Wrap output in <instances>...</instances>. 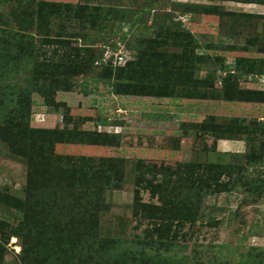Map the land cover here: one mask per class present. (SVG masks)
I'll return each mask as SVG.
<instances>
[{"label":"rangeland","instance_id":"rangeland-1","mask_svg":"<svg viewBox=\"0 0 264 264\" xmlns=\"http://www.w3.org/2000/svg\"><path fill=\"white\" fill-rule=\"evenodd\" d=\"M244 1L0 0V264H23L35 226L55 218L66 234L75 206L94 209L93 234L77 229L69 264H264V95L227 101L222 88L221 69L240 63L227 77L264 92V0ZM107 42L123 59L110 72ZM153 83L170 95L143 94ZM18 105L22 124L10 119ZM230 120L231 139H216ZM82 168L114 182L95 204L62 183Z\"/></svg>","mask_w":264,"mask_h":264},{"label":"trees","instance_id":"trees-1","mask_svg":"<svg viewBox=\"0 0 264 264\" xmlns=\"http://www.w3.org/2000/svg\"><path fill=\"white\" fill-rule=\"evenodd\" d=\"M233 1L245 3L244 0H233ZM202 7L203 8H201V9L204 13L214 12L213 7L212 8L205 7V6H202ZM198 8L200 9V6ZM130 19H131V17H130ZM125 35L126 34H123V37H125ZM123 40L124 39H121L120 42H124ZM117 49H118L117 43L107 42L100 49V55H103L104 51L106 52V50H109L111 53H114L117 51ZM198 56L201 57L200 59H203L202 56H200V55H198ZM76 57H77L79 67L83 70L87 66L86 64H88V59L83 60V58L80 56H76ZM139 61H142V62L138 63L137 68H141L140 66L144 65L143 63L148 61L145 51H142L141 60L139 59ZM111 62H112L111 59L107 60L106 62H103V64L105 65V66L104 65L103 66L105 67L107 72H110V70L112 68ZM147 63L148 62H146V65H147ZM157 63H159V62H157ZM131 64L132 63L128 62L126 64V66H124L122 68L121 67L117 68L118 72L122 71L120 74H118L119 79H121V80L123 79L122 74L125 72L123 70H125L127 67H131L130 66ZM254 65L255 64H250L249 69L247 68L246 72H249L252 74L253 72H251V71L255 70L256 73L260 74V71H258L259 68L257 69V66H254ZM227 68L228 67H225V68L223 67L221 69V72L226 74V76L223 78V84H222V88L224 89L223 90L224 99H226L227 101H242V102L258 101L259 102L261 99L260 97L262 95H264V92L263 91L260 92V91H254V90H246V89L240 88L238 86L237 82L234 80V78L229 79L227 77V74L231 72ZM241 68L242 67L240 66V63H238V65L235 67V71H233L231 73L234 75V73L241 72ZM168 74H170V72ZM142 93L143 94H149V95H155L156 97H160L161 95H168L169 96L171 91L169 90L168 86H161V85L159 86V85L153 83V84H151V86H147V87L145 86ZM185 95L187 98L200 96L197 91H196V94H193V92H192V93H187ZM1 103H2V101H1ZM11 112L13 114H15L12 118L10 117V119H12L13 121H17L21 124L24 122H27V118L29 116L28 110L26 111L25 109H23L21 105H18L17 107L15 106V108L12 109ZM8 117L9 116H6V118L9 120ZM235 120L237 123L239 122L237 119H235ZM235 120L234 121L230 120L227 123L222 122V124H219L216 126V129L214 131L208 130L207 132L211 133L213 131V132L217 133L216 139H221V138L231 139L232 135L229 132H231L232 128L230 127V125H235L234 124ZM9 122H10V120H9ZM106 124H107V122L104 121L103 125H106ZM237 125H239V123ZM215 146L216 145L214 144V150H216ZM31 176L32 175H30L27 178L28 188H26V192H27V195L32 194V196H33V189L34 188H33V184L30 182ZM114 178L117 180L118 179L120 180L119 176L118 177L115 176ZM74 180L72 182H68V181L62 182V183H65V185H66L65 187H67L68 189H71L72 193L70 192V193H68V195L74 196V194H73L74 190L75 191L77 190L80 195L85 196L87 199H89V201H94L93 204H95V202H97V200H99V196L101 195V193H103L104 189L107 187H110L114 183L112 180V177L110 175L107 176V173H105V171H101V170H97V169L88 170L86 168H82L80 173H78V177L75 178ZM116 183H118V182H116ZM31 190H32V192H31ZM65 192H68V191H65ZM29 200H30V197H29ZM159 200L164 204H168L167 198H164L163 196H161V199H159ZM197 204H198L197 201L195 202L194 200H191L185 208V209H187V213L191 212L194 208H196ZM75 207H69L68 208L69 213L72 215L70 216L69 221H71V223L69 222V224H68L69 226L64 224V226L65 227L68 226L66 228L69 229L68 232H66V234H64L63 231L60 229V225L55 218L53 221L54 223L48 222L47 224L39 225V227L35 226L36 223H34V222L27 224V225H34L35 227L33 226L34 227L33 229H35V228L36 229L34 231L33 237L28 235V237L26 236L27 237V238L25 237L26 239L23 238V240L21 242V253H22L21 260H22L23 264H69L68 263L69 261L71 263H72V260L74 261V259H75L74 256H71V254L75 251V249L72 248L73 247L72 242L75 239L74 235L77 233V229H78V232H80L84 235H87V233L89 235L93 234L90 231V228H91L90 226L92 224L90 221L91 218H87V217L92 216V213H93L92 210H94V209L90 210V208L87 206V209H89V211H86L83 213L81 211L80 212L76 211L73 214ZM80 208H85V207L82 206ZM56 209L57 208L55 207V210ZM41 214H43V213L41 211H39V214L36 217H40ZM44 214H48V213L44 212ZM86 214H88L87 217L85 216ZM42 218H41V220H42ZM25 219H26V217L23 218V220H25ZM185 219L187 220V216ZM192 219L194 220V218H192ZM41 220H40V222H41ZM84 220H85V222H84L85 224L83 223ZM44 225H47V226H46V229L43 230L42 228L45 227ZM46 230H48V231H46ZM160 232H161V229L155 230L153 232H149L150 236H148V237L150 238V241L152 243H157L158 241H160V239L162 237L160 235ZM45 233H47V234H45ZM153 233H155V235H156L155 238L152 236ZM34 237H36L35 240L32 239ZM28 238L30 240H28ZM86 241H88V240H86ZM39 242H43L46 245V248H45L46 251L41 252V250L38 248ZM64 243H67L68 246L63 247L64 245H62V244H64ZM146 243H147L146 245L150 247L149 242H146ZM87 245L89 246V241L87 242ZM96 256L97 255H95V257L90 255V256H88V258H89V260L96 259L97 258ZM129 257H130V255H129ZM143 258L146 259L147 262L150 264H172V263L176 262V261H171L167 258H164L163 256H161L159 254H152L149 256L143 255ZM262 259H263V257L259 256L258 261H262ZM109 261H110V259L106 261V264H118V261L116 259H113L111 263ZM256 262H252V263L257 264ZM178 264H179V262H178Z\"/></svg>","mask_w":264,"mask_h":264},{"label":"built area","instance_id":"built-area-1","mask_svg":"<svg viewBox=\"0 0 264 264\" xmlns=\"http://www.w3.org/2000/svg\"><path fill=\"white\" fill-rule=\"evenodd\" d=\"M106 55H108V59H106V60H109V59H111L112 60V62H115V58H120V56H118L117 54H116V52H114V53H111L109 50H106ZM120 59H122V57L120 58ZM123 60V59H122Z\"/></svg>","mask_w":264,"mask_h":264},{"label":"crops","instance_id":"crops-1","mask_svg":"<svg viewBox=\"0 0 264 264\" xmlns=\"http://www.w3.org/2000/svg\"><path fill=\"white\" fill-rule=\"evenodd\" d=\"M223 144H224V142H223Z\"/></svg>","mask_w":264,"mask_h":264}]
</instances>
